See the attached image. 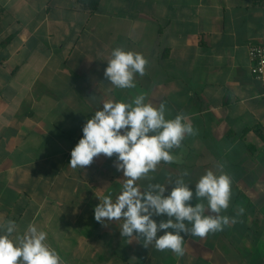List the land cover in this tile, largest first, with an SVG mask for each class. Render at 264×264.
I'll use <instances>...</instances> for the list:
<instances>
[{"label": "crops", "instance_id": "crops-1", "mask_svg": "<svg viewBox=\"0 0 264 264\" xmlns=\"http://www.w3.org/2000/svg\"><path fill=\"white\" fill-rule=\"evenodd\" d=\"M89 1L0 0V224L16 222L13 239L35 225L63 264H264V89L248 56L264 43V0ZM118 47L149 61L135 88L104 76ZM140 94L196 130L170 150L172 163L136 182L141 191L159 183L167 196L183 178L195 193L220 164L232 179L221 214L237 222L205 238L181 233L183 257L122 237V221L95 220L127 179L115 154L68 166L87 120Z\"/></svg>", "mask_w": 264, "mask_h": 264}, {"label": "clouds", "instance_id": "clouds-1", "mask_svg": "<svg viewBox=\"0 0 264 264\" xmlns=\"http://www.w3.org/2000/svg\"><path fill=\"white\" fill-rule=\"evenodd\" d=\"M148 63L142 54L118 47L111 52L104 76L117 88H135L136 74L144 76ZM145 99L140 94L130 103L105 102L102 110L96 111L83 126V137L72 149L68 166L84 169L101 154L109 158L115 154L117 171H122L127 179L115 201L110 194L99 199L100 203L94 208L95 220L104 226L106 222L122 221V237L135 236L143 240L145 248L154 245L158 251L171 250L177 257H183L181 233L205 238L237 222L221 214L230 204L232 179L220 164L217 165L219 174L209 169L200 177L195 193L183 178L175 180L167 196V187L159 183H149L141 191L136 182L149 179L148 174L154 172L161 161L172 163L174 156L170 150L180 147L186 135L196 134L186 115L179 113L174 119H166L164 103L157 108L145 103ZM169 185H173L171 181ZM194 198L195 206L191 204ZM243 212L240 208L238 215ZM161 216L167 219L159 223L153 219ZM0 229L5 233L0 235V264H63L57 251L45 242L47 233L35 225L29 224L26 231L14 239L11 237L17 230L15 221L0 224ZM161 231L164 234L158 236Z\"/></svg>", "mask_w": 264, "mask_h": 264}, {"label": "built area", "instance_id": "built-area-1", "mask_svg": "<svg viewBox=\"0 0 264 264\" xmlns=\"http://www.w3.org/2000/svg\"><path fill=\"white\" fill-rule=\"evenodd\" d=\"M248 56L251 73L255 79L261 82L264 89V43L249 45Z\"/></svg>", "mask_w": 264, "mask_h": 264}, {"label": "trees", "instance_id": "trees-1", "mask_svg": "<svg viewBox=\"0 0 264 264\" xmlns=\"http://www.w3.org/2000/svg\"><path fill=\"white\" fill-rule=\"evenodd\" d=\"M83 1H88V0H83ZM88 3L89 5H91V7H95L97 6L98 0H92V1H89Z\"/></svg>", "mask_w": 264, "mask_h": 264}]
</instances>
